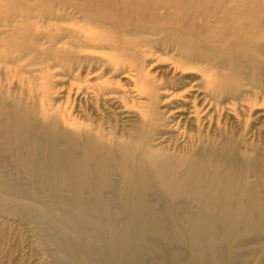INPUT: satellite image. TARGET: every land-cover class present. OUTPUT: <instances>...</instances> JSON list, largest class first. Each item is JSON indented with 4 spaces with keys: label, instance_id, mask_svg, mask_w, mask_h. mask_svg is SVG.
Masks as SVG:
<instances>
[{
    "label": "bare ground",
    "instance_id": "obj_1",
    "mask_svg": "<svg viewBox=\"0 0 264 264\" xmlns=\"http://www.w3.org/2000/svg\"><path fill=\"white\" fill-rule=\"evenodd\" d=\"M36 1L0 6L14 36L0 63L58 68L70 86L61 107L0 77V217L25 241L18 264H264V0ZM139 47L199 67L201 102L158 109L173 86L142 73ZM95 72L147 100L134 126L117 127L124 93Z\"/></svg>",
    "mask_w": 264,
    "mask_h": 264
},
{
    "label": "rangeland",
    "instance_id": "obj_2",
    "mask_svg": "<svg viewBox=\"0 0 264 264\" xmlns=\"http://www.w3.org/2000/svg\"><path fill=\"white\" fill-rule=\"evenodd\" d=\"M23 4L28 6H35L37 5L36 0H20ZM10 0H0V6L3 7L4 5L9 6ZM11 4V3H10ZM16 4H19L17 2ZM18 8V6H17ZM28 23L36 24L38 28L46 31L49 29V27H52V25H56L58 27L61 26H67V25H73L76 23L85 24L84 21H77V20H70V21H51V23L42 24L41 21L37 20L36 18H26ZM10 29V26L4 27L3 30ZM7 34H11V31H6ZM13 34V33H12ZM6 36V35H5ZM0 37V42H8L13 40L12 37L14 36H6L3 40L4 34H2ZM160 47L161 44H158ZM12 49H18L19 44L14 42L11 45ZM140 53L143 54V58L140 59L139 63L142 64L141 71L144 74H147L149 76H153L154 79L158 82H166L167 84H170L173 86V89H164L159 91V100H165V101H159L158 103V109L163 108L162 106L166 104V96L169 95L170 98H175L176 101H179L182 96H185L189 93H201L196 97L195 103H200L202 98V92L203 89L197 88L198 86H194L196 83H199L202 81L203 76L202 73H200L199 67H183L184 73L175 70L173 65L171 64L170 54L167 52H163L162 50H155L154 48H138ZM7 53H9L6 50ZM99 53L102 54H108L113 55L114 53L109 50L101 51ZM8 54L10 57H15V55ZM27 62L26 59H21L17 61V64H25ZM6 70L5 72L1 69ZM44 68V66L39 65H29L25 67V71H19L18 65H15L11 62L7 63H0V77L5 78L2 81V88L11 93L12 95L18 94L19 92H22V97H26V91L28 89H34L37 93L38 99L40 101L45 100H52L55 102H58V104L61 105V107L64 105L66 96H67V90L70 86L68 83V79L64 77L61 73V70L58 68H50L47 69V75L43 71L41 72V69ZM3 71V72H2ZM215 69H211L206 73V75L214 72ZM99 72V71H98ZM95 72L92 74H89L84 77L86 80H90L91 82L95 83H102V82H112L117 83L114 84L118 87V90L120 92H123L122 95L123 99L118 98L120 102L126 105V109H123L122 113L116 115V117H113L112 120L115 121V124L118 128H122L123 130H127L128 128H131L135 125L136 118L139 116V114H142L145 112V105L147 104V100L145 98H137L136 95H133L132 93L129 94L128 87L133 85V82L131 81H125V78L110 75L109 77H99V73ZM3 73V74H2ZM125 73H120V76H124ZM104 76V75H103ZM106 80V81H105ZM190 82V83H189ZM128 85V87H127ZM184 86V87H182ZM45 87V88H44ZM45 89L44 97L42 94L44 93L43 90ZM169 90V91H168ZM173 90V91H172ZM194 91V92H193ZM72 92V91H71ZM165 92V93H164ZM175 94L174 96L170 94ZM74 95L71 93L69 95V100H72V97ZM118 96V93L116 94ZM120 96V95H119ZM78 97L76 98L77 101ZM120 102H117L118 104ZM165 102V103H164ZM76 103V102H75ZM178 103V102H177ZM117 104V108H118ZM173 112V111H172ZM224 117V116H223ZM222 117V118H223ZM113 121V123H114ZM222 121V119H221ZM258 128L260 125H257ZM259 137H255L254 141L256 144L261 143V139L264 140V125L260 127ZM0 199H3V196L0 195ZM7 207H0V210L5 211ZM14 228L10 226H6L3 224L2 217H0V264H18L19 260H22L21 257L25 259L27 255V250L24 248L25 241L22 242L20 247L17 236H14ZM2 236L4 239L2 240ZM8 240V242H7ZM18 247V248H17ZM20 247V248H19ZM8 252V253H7ZM13 253V254H11ZM20 264H22L20 262Z\"/></svg>",
    "mask_w": 264,
    "mask_h": 264
}]
</instances>
